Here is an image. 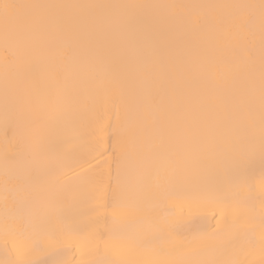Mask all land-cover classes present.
<instances>
[{"label":"snow or ice","instance_id":"1","mask_svg":"<svg viewBox=\"0 0 264 264\" xmlns=\"http://www.w3.org/2000/svg\"><path fill=\"white\" fill-rule=\"evenodd\" d=\"M0 62V264H264V0H0Z\"/></svg>","mask_w":264,"mask_h":264},{"label":"bare ground","instance_id":"2","mask_svg":"<svg viewBox=\"0 0 264 264\" xmlns=\"http://www.w3.org/2000/svg\"><path fill=\"white\" fill-rule=\"evenodd\" d=\"M63 2H110V3H223L246 2V0H63ZM258 3L259 0H252ZM4 68L0 62V88L3 87ZM108 117L104 114L90 115L83 123L73 125L66 129L65 135L73 141V152L70 161L64 169L62 179L69 185L78 186L83 181L78 179L76 173L87 169L88 181L95 186L106 182L107 172L111 163V147L115 146V140L110 139L107 130ZM10 138V135H9ZM5 147V130L3 128V114L0 111V178L4 172L3 153ZM76 258L79 254L76 253ZM73 253L69 252L71 260Z\"/></svg>","mask_w":264,"mask_h":264}]
</instances>
